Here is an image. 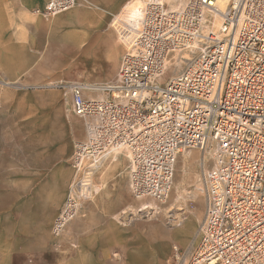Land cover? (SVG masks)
I'll return each mask as SVG.
<instances>
[{
    "label": "built area",
    "instance_id": "2783aa9c",
    "mask_svg": "<svg viewBox=\"0 0 264 264\" xmlns=\"http://www.w3.org/2000/svg\"><path fill=\"white\" fill-rule=\"evenodd\" d=\"M77 1L47 0L35 12L53 17ZM173 4L141 0L134 16L125 10L117 20L126 51L116 81L94 86L105 96L88 95L81 82L63 85L85 131L69 165L74 176L93 175L111 152L125 151L133 197L163 203L178 155L208 148L213 163L199 186L204 216L188 263L264 264V0ZM174 53L189 58L163 80ZM75 206L69 198L55 231ZM172 258L186 260L175 245Z\"/></svg>",
    "mask_w": 264,
    "mask_h": 264
},
{
    "label": "rangeland",
    "instance_id": "374dc122",
    "mask_svg": "<svg viewBox=\"0 0 264 264\" xmlns=\"http://www.w3.org/2000/svg\"><path fill=\"white\" fill-rule=\"evenodd\" d=\"M122 14L110 22L109 49L95 57H83L90 45L87 36L85 46L77 45L79 29L60 19L52 22L56 17H43L50 22L43 34L20 35L19 49L0 51V264H157L153 254L158 251L154 245L158 236L147 235L143 227L154 202L131 194L128 154L121 151L115 159L109 154L93 175L74 176L69 165L74 144L85 138V131L82 120L70 113L62 87L81 82L88 95H106L94 86L117 79L122 52L117 20ZM59 43L73 54L61 65L44 66L57 54ZM63 53L60 50L59 57ZM174 67L167 68L163 80L177 70L173 72ZM212 155L208 148L179 154L168 198L154 203L155 218H162L170 229L158 254L160 264H175L172 245L186 251L182 264L191 261L187 256L204 216L199 186L203 171L212 166ZM69 198L76 205L75 214L55 232L56 219ZM172 204L168 213L175 216L196 213L185 232H176L182 224L178 218L169 221L165 216ZM178 206L183 210H175Z\"/></svg>",
    "mask_w": 264,
    "mask_h": 264
},
{
    "label": "crops",
    "instance_id": "0c3cea01",
    "mask_svg": "<svg viewBox=\"0 0 264 264\" xmlns=\"http://www.w3.org/2000/svg\"><path fill=\"white\" fill-rule=\"evenodd\" d=\"M46 1L47 0H0V51L19 49L20 35L43 34L44 25H48L50 22H47L43 16L36 13L35 10L43 8ZM140 4L141 0H78L73 8L53 16L56 18L51 21L54 22L56 19H60L64 21L66 26L79 29L77 34L81 36V43H77V45L84 44L85 46V42L90 44L88 46L86 45L84 48L83 57H95L99 51L109 49L107 44L110 43L108 39L110 36L107 34L112 30L110 22L112 20L114 21V18L122 14L126 7L127 10L125 12L130 15L131 9L135 5L139 7ZM126 13H123L121 18H123ZM115 31L117 32L116 27ZM83 37H85V42H83ZM118 40L122 52L118 59L117 72L121 58L126 50V44L120 38ZM67 47L68 45L59 43L57 54L49 57L48 61L43 63V65L53 68L66 62L68 57L73 54L72 50L68 51ZM60 50H63L64 53L59 57L58 52ZM115 53L116 51L113 49V58L115 57ZM134 227L137 228L136 226ZM197 242L198 238L190 254L187 256L188 260H190L197 246ZM172 246L170 248L171 256ZM180 252L183 253L186 258V251L180 250Z\"/></svg>",
    "mask_w": 264,
    "mask_h": 264
},
{
    "label": "bare ground",
    "instance_id": "6f19581e",
    "mask_svg": "<svg viewBox=\"0 0 264 264\" xmlns=\"http://www.w3.org/2000/svg\"><path fill=\"white\" fill-rule=\"evenodd\" d=\"M167 1H171V0H167ZM173 1V0H172ZM181 0H175V4H173V7H177L179 4H180ZM138 5V4H137ZM136 11H137V6L135 5L132 9H131V12H130V16H134L136 14ZM213 18L212 20V26L214 27H217L218 26V20H217V17L215 15L212 14L211 16ZM70 54V53H69ZM189 57L187 56V54H183L181 56H179L178 53H174L173 56H172V60L174 61L175 63V67L173 69V72L176 73L180 70V66H181V63L184 62V60L188 59ZM169 63V62H168ZM60 64V63H59ZM169 65V64H168ZM167 65V66H168ZM167 72V71H166ZM121 152L120 150H117V151H113L110 153V156H114L113 158H117L115 156H117L116 153H119ZM112 153H115V154H112ZM127 153V152H126ZM128 154V153H127ZM188 154V152H187ZM128 157L130 159V156L128 154ZM115 161V160H114ZM116 162V161H115ZM107 165V164H106ZM110 166V165H108ZM105 168V167H104ZM109 168V167H108ZM105 172V171H103ZM102 172V173H103ZM87 179V178H85ZM104 181V180H102ZM105 182V181H104ZM101 184V183H100ZM101 188V187H100ZM178 198V197H177ZM176 198V199H177ZM151 201V200H150ZM149 201V202H150ZM149 202L147 203H144L143 205V210L146 212L147 210H149ZM154 203H157L155 201H152ZM152 203L151 206H150V218L148 220L145 221L143 227L146 229V233L152 237H157L158 236V239L156 240V242L154 243L155 246H157L158 248V251H156L154 254H153V259L157 260V264H160V260H161V255H158L161 251L160 250H163L165 248V243H166V239L168 238V236L170 235V229L168 228L167 224L164 223L163 219L162 218H155L156 215H154L156 213V211L158 210V207L156 204ZM159 204V203H158ZM196 204V203H194ZM175 207V204H172V207L167 210V214L165 216H167L169 219V221H171V218L172 219H175V218H178L180 223L182 224H178V229L176 232H185V230H188V227L191 225V222L193 221L192 219L197 217L196 216V213L195 212H189L190 214H188L189 216H187L186 218H183L184 216L179 214V216H175L174 213L170 214L168 213L169 211H171L172 208ZM175 210H183V208H181L180 206L176 207ZM124 213V212H123ZM147 216V215H146ZM164 218V217H163ZM173 221V220H172ZM175 222V220H174ZM169 224V223H168ZM176 224V223H175ZM171 227V226H170ZM148 231V232H147ZM57 232V231H55ZM157 253V255H156ZM200 264V262H199Z\"/></svg>",
    "mask_w": 264,
    "mask_h": 264
}]
</instances>
